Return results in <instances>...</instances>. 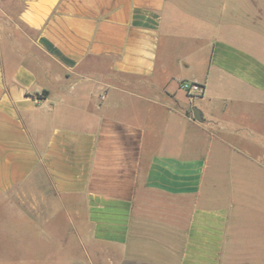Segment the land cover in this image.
I'll return each mask as SVG.
<instances>
[{"label": "crops", "instance_id": "1", "mask_svg": "<svg viewBox=\"0 0 264 264\" xmlns=\"http://www.w3.org/2000/svg\"><path fill=\"white\" fill-rule=\"evenodd\" d=\"M25 223L91 264H264V0H0V234Z\"/></svg>", "mask_w": 264, "mask_h": 264}, {"label": "rangeland", "instance_id": "2", "mask_svg": "<svg viewBox=\"0 0 264 264\" xmlns=\"http://www.w3.org/2000/svg\"><path fill=\"white\" fill-rule=\"evenodd\" d=\"M57 219L62 221L60 216ZM64 220L67 223L68 218ZM15 228L0 234V264H76L79 259L85 264H91L86 257L92 255V248L85 243L81 246L76 244L75 233H66L68 237L65 247L55 248L43 240V233L36 232V227L25 223ZM48 229L50 231L52 228ZM47 237L50 238L46 235L45 239Z\"/></svg>", "mask_w": 264, "mask_h": 264}, {"label": "built area", "instance_id": "3", "mask_svg": "<svg viewBox=\"0 0 264 264\" xmlns=\"http://www.w3.org/2000/svg\"><path fill=\"white\" fill-rule=\"evenodd\" d=\"M180 89L184 91V93L191 100H196L202 96L203 87L196 82H181Z\"/></svg>", "mask_w": 264, "mask_h": 264}, {"label": "water", "instance_id": "4", "mask_svg": "<svg viewBox=\"0 0 264 264\" xmlns=\"http://www.w3.org/2000/svg\"><path fill=\"white\" fill-rule=\"evenodd\" d=\"M193 117H194V119H196L197 121H201L200 112H199L198 109H193Z\"/></svg>", "mask_w": 264, "mask_h": 264}]
</instances>
